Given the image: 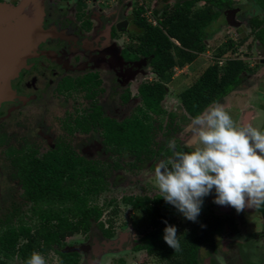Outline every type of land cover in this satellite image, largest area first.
Returning a JSON list of instances; mask_svg holds the SVG:
<instances>
[{"label":"flooded vegetation","instance_id":"flooded-vegetation-1","mask_svg":"<svg viewBox=\"0 0 264 264\" xmlns=\"http://www.w3.org/2000/svg\"><path fill=\"white\" fill-rule=\"evenodd\" d=\"M184 1L188 0L174 2L151 0L147 4L142 0L135 5L136 2L126 0L114 7V0H39L37 2L39 11L41 13L43 11L44 15L43 18L40 17L41 28L36 32L31 21L26 23L28 24L26 27L21 24L23 26L21 29L23 31L26 29L28 32H22L21 35H24L19 41L17 31L4 32L7 26L2 27L3 29L0 30V264H25L21 249L28 239L23 234H19L10 248L11 245L3 243L5 240H2V236L12 230H16L18 234L22 228H28L29 236L32 238L36 236V226L41 224V219L40 215L35 214V204L27 195L24 183L26 178L31 177L35 172L32 167L34 158L37 162L45 163L50 153L61 142L69 145L81 157L88 161L99 162L102 168L106 169L107 186L99 196L112 189L118 181L127 180V186L131 188L152 186L153 194L127 195L122 198V202L124 198H147L151 205L159 208V214H162L164 221L177 228V234L180 231L192 233L195 226H199L197 224L209 223L215 226L207 228L210 231L207 234L209 239L198 246L197 264H264V205L257 209L246 207L238 214L231 206H219L213 203L215 199L213 190L212 194L203 199L201 209L204 212L198 216L197 221L190 222L188 228H179V212L165 203L159 190L150 182L149 176L153 175L155 164L171 155L168 148L170 139H175L178 151L188 149L191 152L199 146L198 139H194L192 135V127L188 131L189 135L184 138L178 137L182 129L178 131L177 125L173 130L178 133L175 136L169 135L168 128L174 126L176 122L173 113L163 106L169 92V84L177 76L179 77L176 76L177 71L184 72V67H175L171 81L166 84L167 93L160 103L159 114L153 117L156 132L150 153L137 156L131 154L129 150L123 153L107 150L98 128L94 126L89 132L70 131L71 127L77 125L76 119L89 116L98 106L104 116L119 122L131 117L139 107H144L139 88L148 83L158 82L159 78L152 71L153 56L139 54L135 49L137 40L134 37L141 31L137 26V12L142 7L144 9L142 18L148 23L157 25L155 10L161 11L166 6ZM235 1L239 0H231V5L224 6L220 17L224 18L226 25L237 29V37L227 39L225 43L227 47L224 50L229 49L228 53L224 55L215 53L212 57L215 61L211 66L222 67L227 60L239 59L246 62L249 70L242 74L241 83L235 89L216 102L219 104L224 103L227 96L243 85L245 77L247 79L253 74L252 58L254 57L250 59L248 56L255 53L242 50L248 40L251 41L247 49L252 50L251 44L254 43L256 48L260 46L263 50L261 53L257 52V55H262L263 58L259 59V62L255 61V64L264 65V41L257 38L259 33L264 32V6L259 0H252L256 13L246 20L244 7L235 5ZM21 2L22 0H0V7H17ZM198 4L206 7L208 3L206 0H201ZM197 5L194 9L201 8ZM148 11L149 15L146 14ZM256 21L258 26H255ZM221 28L222 25L211 27L217 31L206 41L207 49L208 42L220 32ZM247 30L249 33L242 35ZM207 53L208 50L198 58ZM228 54L235 56L227 57ZM239 54L242 57L238 56ZM99 62L102 63L100 66ZM204 70H197L195 75L201 74ZM90 74L97 75L100 84L92 88L89 93L85 94L83 91L68 97L62 90L65 81L74 82ZM144 75L147 77L137 83L136 93H132L131 85H124L123 88V84L129 83L130 79L136 80L138 76ZM116 85L119 86V90L117 93L115 89L114 95L123 106L137 100L140 102L129 117L124 118L123 113L117 114L114 106H109L114 98L112 88H116ZM109 88L112 91L109 92ZM259 92L264 94V91ZM128 93L130 98L125 102L123 97ZM78 98H82V103L88 104L78 105ZM71 100H74V104L68 106L67 102ZM55 105L60 108L59 115H55L52 119L49 111ZM179 109L184 112L185 119H194L187 113L182 101ZM224 109L230 114L237 127L250 123L252 127L264 132V105L246 109L240 106H228ZM169 124L171 126H168ZM159 133H162L160 137ZM85 143L99 148L97 157L92 155L89 149H85ZM27 153H32L34 156L30 160V166H26ZM142 171L148 174L146 173L145 176L141 174L139 177ZM109 202L116 203L114 200ZM124 205L130 208V216L137 212L141 213V222L146 225L142 212L129 203ZM111 215L112 218L107 222L103 221V216L101 218V221L106 223L105 229L113 233L111 237H107L98 224L93 223L87 232L67 236L59 246L53 245L42 255L45 257L53 252L57 256L56 264H61V254L77 253L78 264H101L103 258L110 254L144 251L158 262H168L160 261L156 256L149 255L146 250L136 251L135 248L146 230H141L139 233L129 218L130 228L127 231L124 229L115 232L114 220L118 215ZM94 228H97L98 232ZM204 229L206 230L205 227ZM82 235L83 243L79 245H84L85 253L78 250L69 251L68 248L74 246L73 243H69V239Z\"/></svg>","mask_w":264,"mask_h":264},{"label":"trees","instance_id":"trees-1","mask_svg":"<svg viewBox=\"0 0 264 264\" xmlns=\"http://www.w3.org/2000/svg\"><path fill=\"white\" fill-rule=\"evenodd\" d=\"M200 1L188 0L166 6L161 11L155 10L157 25L142 18L144 9L140 7L136 20L141 31L134 37L137 40L135 49L139 54L153 56L152 71L159 81L139 88L144 107H139L131 117L119 122L104 116L98 106L89 116L76 119L77 125L70 128L71 132H89L94 126L98 128L107 150L119 153L129 150L137 156L151 152L156 132L153 117L159 114L160 103L167 93L166 84L171 81L175 67L191 65L206 52V41L217 31L211 27L222 15L224 6L231 5V0H206V7L194 9ZM259 2L264 6V0ZM255 26H258L257 21ZM257 38L264 41V32L259 33ZM228 51L220 48L218 53L224 55ZM248 70L244 60L230 59L222 67L210 65L201 74L192 76L180 93L187 113L192 118L202 114L208 106L235 89L241 83L242 74ZM97 77L90 74L74 82L65 81L62 90L68 97L83 91L87 94L99 86ZM129 98L128 93L123 100L127 102ZM179 151L190 152L188 149ZM25 156L26 166H30L34 156L32 153ZM32 167L35 172L26 178L24 185L35 204V214L41 219V224L36 226V236H29L28 228L20 229L18 234L12 230L2 236L3 243L11 245L10 248L19 234L28 239L21 249L25 262L33 252L45 253L53 245L59 246L67 236L87 232L93 223H97L107 237L113 235L105 229L106 223L101 221L104 208L95 201L107 186V171L99 162L86 160L61 142L45 163L34 158ZM123 202L131 204L145 216V235L136 246V251L146 250L160 261L174 264L198 263V246L209 239L207 228L215 226L197 224L199 226H195L192 233L180 231L177 235L181 250L174 252L163 240L166 226L162 223L164 218L159 214L158 207L151 205L147 198H124ZM110 204L108 202L105 207ZM118 212L116 206L112 214L118 215ZM61 257V264H78L77 253L61 254Z\"/></svg>","mask_w":264,"mask_h":264},{"label":"clouds","instance_id":"clouds-1","mask_svg":"<svg viewBox=\"0 0 264 264\" xmlns=\"http://www.w3.org/2000/svg\"><path fill=\"white\" fill-rule=\"evenodd\" d=\"M191 131L199 146L191 152L178 151L175 139H170L171 155L155 164L150 177L165 203L191 222L197 221L203 199L213 190V203L231 206L238 214L246 207L264 205V132L250 123L237 127L219 103L194 117ZM163 223L164 242L180 251L177 228ZM25 264H46V260L33 252Z\"/></svg>","mask_w":264,"mask_h":264},{"label":"rangeland","instance_id":"rangeland-1","mask_svg":"<svg viewBox=\"0 0 264 264\" xmlns=\"http://www.w3.org/2000/svg\"><path fill=\"white\" fill-rule=\"evenodd\" d=\"M115 1V5L114 7H116V5H119L120 2L126 1V0H114ZM128 1H133L135 3V5L139 4L140 1L142 0H128ZM145 3H150L149 0H144ZM170 2H174V1H181V0H168ZM119 3V4H118ZM235 5H241V7H244L246 13V20L250 17L253 16L256 11V7L255 5H253V1L252 0H239V1H235L234 2ZM203 5L198 4L197 7H202ZM224 18L220 17L219 21L215 24V25H222V28L220 29V32L216 33L213 38L208 42V51L209 53H207V55H203L200 58H198L195 63L193 65H190L189 67H184L183 69V73H181L180 71H177L176 76L179 75V77L177 76L175 78V80H173L172 83L169 84V92L165 97V100L163 102V106L165 107V109H167V111L172 112L173 113V118H174V122H176V124L174 126H171L170 124L168 126H171L168 128L169 130V135L171 136H175L176 133L173 129H175L176 125H177V129L178 131L180 129H182V132L179 133L180 136L178 137H186L188 136V131H190V127H192V120L186 118L185 119V114L184 112L179 109V107L181 106V101L179 98V95L182 91V89L184 88V86L187 84L188 80L190 81V76L191 75H195L196 71H201L206 69V67H208L211 64H214L213 61V56L215 53L219 52V48H225L227 46H225V43L227 41L228 38L232 37V39H235L237 36V29L230 27L228 25H226L224 23ZM35 31L38 30L37 28H34ZM249 32L248 30L245 31L242 35H247ZM250 37V35L248 36ZM251 40H248L247 44L244 45L242 47V50L245 51H251L253 53H255L254 55H249L248 58H252L254 61L252 62V69H253V74L248 77L246 79L245 77V81L243 83V85L238 88L235 92H232L229 96H227L224 100V103H221V105L224 106V108H228V106H240L243 109H246L248 107H253V106H262L264 105V94H261L259 91H264V65L261 64H255L256 62H259V59L263 58L262 55H257L258 53L263 52V50L261 49V47H255V44L252 43L251 47L253 46L252 50L247 49L248 44L250 43ZM243 51L241 53H243ZM250 52V53H251ZM240 53V54H241ZM238 55L240 57H242L241 55ZM229 56L227 57H232L235 55H231L228 54ZM100 64L102 63H98V65L100 66ZM200 67V68H199ZM97 69H99L97 67ZM194 71V72H193ZM108 77V76H105ZM147 77V76H146ZM144 76H138L137 79H130V82H126L125 84H123V88L124 85L125 86H129L131 85V89H132V93H136L137 91V83H139L141 80H144L145 78ZM150 77V76H149ZM187 77V78H186ZM190 78V79H189ZM110 79V78H109ZM135 80V81H134ZM110 84V83H109ZM116 89V92L119 90V86L116 85V88L113 87L112 90L109 88V92L112 91V94L114 96L113 100H111V104L109 105L110 107L115 108L116 113H123V117H129L132 112L134 111L135 107L137 105L140 104V102L134 101L132 102L130 105H122L121 102L118 100V98L114 95L115 92L114 90ZM122 89V88H121ZM120 92V91H119ZM118 93V92H117ZM110 94V95H112ZM117 95V94H116ZM57 99V98H56ZM82 98H78V105H87L86 103H82ZM110 99V98H109ZM74 100H71L70 102H67L68 106L73 105ZM59 104V103H58ZM51 108V106H50ZM68 108V107H66ZM58 109L60 110L59 107H57L55 105V107H52L49 111V114L52 116V119L55 117V115H59L58 114ZM69 109V108H68ZM179 109V110H178ZM258 111V110H257ZM234 114V112L232 113ZM50 116V117H51ZM121 117V116H120ZM167 128V127H166ZM162 133H159V137L161 136ZM170 136V137H171ZM194 137V136H193ZM196 139V137L194 138ZM198 139V138H197ZM197 140H195L196 142ZM86 144V148L85 149H89L90 152H92V155L94 154L96 157L98 156V153L100 152L99 148L93 147L92 144ZM83 144V145H85ZM122 165V163H120ZM147 172H143L140 173L143 176L146 175ZM148 174V173H147ZM151 176H149L150 178ZM112 182V180H111ZM144 184V183H143ZM142 184V185H143ZM152 187V186H151ZM151 187L149 186L148 188H145L144 186L142 187H129L127 186V180L125 181H118L117 183L114 184L113 188L110 189L108 192L103 193L102 195H100L98 197V199L96 200V203L100 206L104 208V215H103V221L107 222L110 218H112V211L114 209V207L117 205L119 210V215L117 217H115V224L114 227L116 228L114 231H120V230H124L129 229L130 226H128V224H130L129 218L130 220H132V224L133 226L138 230L139 233H141V230L146 229V225L142 224L141 220H142V215L141 213L137 212L134 215L130 216L129 214V209L128 207H126L124 205V203L122 202V198L127 196V195H139V194H153L154 191L151 189ZM110 200H114L116 201L115 204H110L109 207H105V205H107V203ZM204 212L203 209H201L200 215H202V213ZM199 215V216H200ZM178 227L179 228H188L189 227V223L191 221L186 220L181 214H179L178 216ZM95 231H97V228H94ZM98 232V231H97ZM96 233H94L95 235ZM241 237H243V234H241ZM84 236H74L73 238L69 239V243H73L74 246H71L68 248L69 251H73V250H78L81 251L82 253H85V249H84V245H79V243H83ZM76 244V245H75ZM46 260V264H56L57 262V256L53 253L50 252L49 255L44 257ZM101 264H172L170 262H158L155 258L148 256L144 251L141 252H132V251H123L120 253H114V254H110L106 257L103 258V260L101 261Z\"/></svg>","mask_w":264,"mask_h":264},{"label":"water","instance_id":"water-1","mask_svg":"<svg viewBox=\"0 0 264 264\" xmlns=\"http://www.w3.org/2000/svg\"><path fill=\"white\" fill-rule=\"evenodd\" d=\"M39 0H22V2L17 7H9V6H1L0 7V30H2L3 26L6 27L4 32H13L17 31L18 40L21 41L22 32L27 33L28 31H23L21 27L24 25L26 27V23L31 21L34 25V28H41V18H43L44 12L39 11V6L37 4ZM41 17V18H40ZM22 24V25H21ZM6 25V26H5ZM14 27V28H13ZM11 28H13L12 31ZM21 30V31H20ZM37 31V30H36ZM35 31V32H36ZM264 62V61H263Z\"/></svg>","mask_w":264,"mask_h":264}]
</instances>
